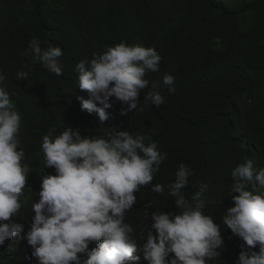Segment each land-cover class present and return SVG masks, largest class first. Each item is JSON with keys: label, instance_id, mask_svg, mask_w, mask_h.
<instances>
[{"label": "clouds", "instance_id": "obj_1", "mask_svg": "<svg viewBox=\"0 0 264 264\" xmlns=\"http://www.w3.org/2000/svg\"><path fill=\"white\" fill-rule=\"evenodd\" d=\"M62 54L38 37L21 53L55 76ZM161 59L154 48L121 42L80 60L78 81L40 143L24 136L19 92L0 73V264H264L262 160L232 169L230 193L238 195L229 204L206 183L188 191L195 172L181 163L167 185V212L134 209L135 193L166 159L155 140L163 112L153 126L144 117L146 100L164 102L146 73L158 72ZM162 79L174 93V76ZM136 126L151 144L130 134ZM151 190L164 194V185Z\"/></svg>", "mask_w": 264, "mask_h": 264}, {"label": "trees", "instance_id": "obj_2", "mask_svg": "<svg viewBox=\"0 0 264 264\" xmlns=\"http://www.w3.org/2000/svg\"><path fill=\"white\" fill-rule=\"evenodd\" d=\"M249 12L245 29L242 16ZM33 37L42 48L62 49V75H49L21 55ZM121 42L154 48L162 57L160 70L146 73L164 102L157 108L146 100L144 117L153 126L163 112L155 140L166 159L152 183L135 193L134 209L153 204V212H167L174 202L167 185L181 163L195 172L188 191L206 183L215 200L229 204L238 195L230 193L232 169L245 159L264 161V0L234 9L223 0H0V73L19 92L15 108L24 136L40 143L60 99L78 81L79 61ZM20 71L27 79L17 78ZM166 73L175 78L172 94ZM129 132L152 143L139 126ZM155 184L164 185V194L151 190Z\"/></svg>", "mask_w": 264, "mask_h": 264}, {"label": "rangeland", "instance_id": "obj_3", "mask_svg": "<svg viewBox=\"0 0 264 264\" xmlns=\"http://www.w3.org/2000/svg\"><path fill=\"white\" fill-rule=\"evenodd\" d=\"M225 4L234 9V8H241L251 0H223ZM251 19H252V13H246L242 16V24L245 29L250 28L251 24Z\"/></svg>", "mask_w": 264, "mask_h": 264}]
</instances>
